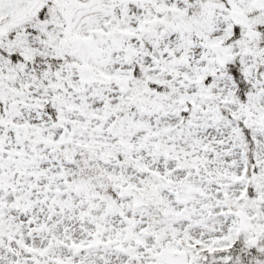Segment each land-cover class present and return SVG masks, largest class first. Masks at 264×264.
Listing matches in <instances>:
<instances>
[{
  "label": "snow or ice",
  "instance_id": "snow-or-ice-1",
  "mask_svg": "<svg viewBox=\"0 0 264 264\" xmlns=\"http://www.w3.org/2000/svg\"><path fill=\"white\" fill-rule=\"evenodd\" d=\"M0 264H264V0H0Z\"/></svg>",
  "mask_w": 264,
  "mask_h": 264
}]
</instances>
